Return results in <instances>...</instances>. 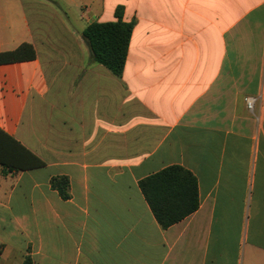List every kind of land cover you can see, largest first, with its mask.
I'll return each instance as SVG.
<instances>
[{
	"label": "crops",
	"instance_id": "crops-1",
	"mask_svg": "<svg viewBox=\"0 0 264 264\" xmlns=\"http://www.w3.org/2000/svg\"><path fill=\"white\" fill-rule=\"evenodd\" d=\"M118 6L121 77L83 35ZM23 43L0 129L44 165L0 164V264H264V0H0V52ZM173 164L200 206L164 229L139 183Z\"/></svg>",
	"mask_w": 264,
	"mask_h": 264
},
{
	"label": "trees",
	"instance_id": "trees-1",
	"mask_svg": "<svg viewBox=\"0 0 264 264\" xmlns=\"http://www.w3.org/2000/svg\"><path fill=\"white\" fill-rule=\"evenodd\" d=\"M116 17L115 21L90 23L84 29L83 35L90 47L93 60L121 77L135 20L130 22L123 20V6L117 7ZM35 56L33 45L23 43L13 51L0 52V63L31 60ZM0 139L10 147L5 153L0 152V164L9 170H23L44 165L40 158L2 129H0ZM12 145L18 148L13 149ZM51 184L62 198H70V181L67 176L53 177ZM139 185L156 220L164 229L182 221L200 206L198 179L191 170L182 165L167 166L143 178ZM23 264H33L32 259L26 257Z\"/></svg>",
	"mask_w": 264,
	"mask_h": 264
},
{
	"label": "built area",
	"instance_id": "built-area-1",
	"mask_svg": "<svg viewBox=\"0 0 264 264\" xmlns=\"http://www.w3.org/2000/svg\"><path fill=\"white\" fill-rule=\"evenodd\" d=\"M246 102H247V106H248V108H250V109H252V97H248L247 99H246Z\"/></svg>",
	"mask_w": 264,
	"mask_h": 264
}]
</instances>
